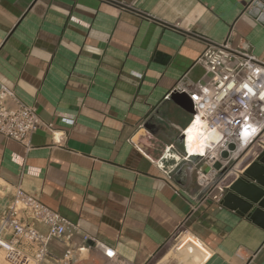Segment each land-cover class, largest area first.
Wrapping results in <instances>:
<instances>
[{
  "label": "crops",
  "instance_id": "0c3cea01",
  "mask_svg": "<svg viewBox=\"0 0 264 264\" xmlns=\"http://www.w3.org/2000/svg\"><path fill=\"white\" fill-rule=\"evenodd\" d=\"M109 1L0 0V87L51 126L0 135V212L20 187L78 224L92 241L74 264H264V230L199 205L195 173L169 157L191 120L175 88L204 81L208 45L229 38L264 63L251 0Z\"/></svg>",
  "mask_w": 264,
  "mask_h": 264
},
{
  "label": "built area",
  "instance_id": "2783aa9c",
  "mask_svg": "<svg viewBox=\"0 0 264 264\" xmlns=\"http://www.w3.org/2000/svg\"><path fill=\"white\" fill-rule=\"evenodd\" d=\"M175 27L179 28L178 24ZM197 62L204 70V81L187 88L177 84L175 88L186 94L190 103V124L180 132L183 152L177 157L170 153L161 157L171 155L176 164L182 163L195 173L199 205L212 202L221 206L231 185L264 151V63L251 53L231 48L229 38L208 45ZM197 120L202 143L190 152L187 131ZM42 127L51 129L43 124L36 108L0 87L1 136L24 144ZM209 134L214 135L207 138ZM230 145L233 150H229ZM216 163L219 169L213 168ZM203 166L207 171H202ZM75 236H80L83 246L73 245ZM91 241L78 224L20 187L0 212V256L5 264H74V254L87 250ZM54 244L62 246L61 254L54 253ZM104 254L108 260L114 258L111 250Z\"/></svg>",
  "mask_w": 264,
  "mask_h": 264
},
{
  "label": "water",
  "instance_id": "95a60500",
  "mask_svg": "<svg viewBox=\"0 0 264 264\" xmlns=\"http://www.w3.org/2000/svg\"><path fill=\"white\" fill-rule=\"evenodd\" d=\"M109 2L113 3L112 1ZM121 7L135 12L142 17L151 19L169 29L180 32L183 35H189L204 40L201 36H195V34L176 29L173 26L159 22L131 8L125 6ZM243 13L264 27V0H251ZM233 149L234 146L230 145L229 150ZM222 156L226 157V153H223ZM219 167L218 163L213 166L214 169H219ZM207 169L206 166L202 167V171H207ZM221 205L227 210L236 213L238 216L245 217L251 223L264 230V151L244 172L243 176L231 185Z\"/></svg>",
  "mask_w": 264,
  "mask_h": 264
},
{
  "label": "bare ground",
  "instance_id": "6f19581e",
  "mask_svg": "<svg viewBox=\"0 0 264 264\" xmlns=\"http://www.w3.org/2000/svg\"><path fill=\"white\" fill-rule=\"evenodd\" d=\"M200 122L197 120L187 131V141L188 143H191V147L189 149L190 152L195 151L193 147L195 144L202 143L201 137L199 134L201 133V129H199ZM214 134L207 135V138L213 137ZM200 152V150H199Z\"/></svg>",
  "mask_w": 264,
  "mask_h": 264
},
{
  "label": "snow or ice",
  "instance_id": "6c2138e0",
  "mask_svg": "<svg viewBox=\"0 0 264 264\" xmlns=\"http://www.w3.org/2000/svg\"><path fill=\"white\" fill-rule=\"evenodd\" d=\"M109 255H111V253H109Z\"/></svg>",
  "mask_w": 264,
  "mask_h": 264
}]
</instances>
